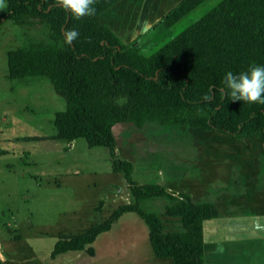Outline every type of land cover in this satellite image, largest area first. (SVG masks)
<instances>
[{
	"label": "trees",
	"instance_id": "16d2710c",
	"mask_svg": "<svg viewBox=\"0 0 264 264\" xmlns=\"http://www.w3.org/2000/svg\"><path fill=\"white\" fill-rule=\"evenodd\" d=\"M120 1L96 0V14L79 20L57 0H7L0 9V21L14 22L26 39L8 54L9 77L47 78L66 101V110L55 115L57 139H84L89 148L108 149L112 169L123 174L130 196L129 204L89 232L61 238L55 255L87 250L94 256L98 236L124 215L136 214L148 227L157 258L206 264L204 223L219 217L218 208L158 184L136 182L134 166L117 153L113 129L118 124L143 129L153 122L228 136L260 134L264 157V105L231 101L223 83L229 71L239 74L254 64L264 66V0H222L149 56L134 46L137 40L174 27L207 0L181 1L157 22L158 28L154 25L134 44L124 43L99 21ZM72 29L79 37L67 44L64 32ZM33 30H42L45 38H33ZM124 96L128 101L120 107L116 98ZM159 198L173 203L164 217L177 219L181 231L166 232L159 215L143 209Z\"/></svg>",
	"mask_w": 264,
	"mask_h": 264
},
{
	"label": "rangeland",
	"instance_id": "374dc122",
	"mask_svg": "<svg viewBox=\"0 0 264 264\" xmlns=\"http://www.w3.org/2000/svg\"><path fill=\"white\" fill-rule=\"evenodd\" d=\"M221 1L207 0L167 30L156 21L159 30L134 46L153 54ZM31 35L45 38L42 30ZM25 40L14 22L0 21V252L6 257L0 264H174L155 256L148 227L136 214L124 215L98 236L94 256L87 250L55 255L61 238L89 232L129 204L130 196L108 149L89 148L84 139H57L55 115L66 110V101L47 78L9 77L8 54ZM113 131L120 159L134 166L133 178L141 185L158 184L196 203H213L220 218L230 215L239 227L248 225L244 217L264 213L260 134L228 136L153 122L143 129L118 124ZM233 152L240 156H226ZM170 205L159 198L143 209L159 215L166 232H179L178 220L164 217Z\"/></svg>",
	"mask_w": 264,
	"mask_h": 264
},
{
	"label": "crops",
	"instance_id": "0c3cea01",
	"mask_svg": "<svg viewBox=\"0 0 264 264\" xmlns=\"http://www.w3.org/2000/svg\"><path fill=\"white\" fill-rule=\"evenodd\" d=\"M181 1L183 0H121L104 12L99 21L109 26L116 35L120 31L125 40L123 42L130 44L147 33L156 21L159 22ZM134 29L138 30L133 31ZM129 30H132V34L127 36ZM117 36L120 37L119 34ZM226 156L240 155L233 152ZM220 217L219 211L218 218L204 223L205 263L264 264V213L244 217L243 222L248 221V225L240 227L239 222H235L237 219L230 215L223 219Z\"/></svg>",
	"mask_w": 264,
	"mask_h": 264
},
{
	"label": "clouds",
	"instance_id": "9594fccd",
	"mask_svg": "<svg viewBox=\"0 0 264 264\" xmlns=\"http://www.w3.org/2000/svg\"><path fill=\"white\" fill-rule=\"evenodd\" d=\"M96 0H57L58 6L70 12L76 19L92 17L96 14L93 6ZM7 7L5 0H0V9ZM65 42L72 44L79 37L75 29L65 30ZM226 95L231 101L264 105V66L251 65L247 71L234 74L227 72L223 77ZM209 97H205L208 99ZM128 101L126 96L117 97L115 103L123 107ZM6 260L3 252H0V261Z\"/></svg>",
	"mask_w": 264,
	"mask_h": 264
}]
</instances>
